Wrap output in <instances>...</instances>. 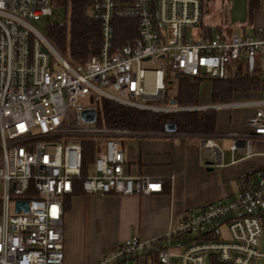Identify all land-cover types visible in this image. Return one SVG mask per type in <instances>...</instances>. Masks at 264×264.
<instances>
[{"label":"built area","instance_id":"2783aa9c","mask_svg":"<svg viewBox=\"0 0 264 264\" xmlns=\"http://www.w3.org/2000/svg\"><path fill=\"white\" fill-rule=\"evenodd\" d=\"M57 2L0 0V264H64V199L77 185L88 195L162 192L160 181L126 171L116 137L128 131L98 128L97 118L83 120L89 109L98 117L101 100L167 113L254 108L246 134L231 150L243 142L251 156L252 139L264 138V91L254 99L208 106L154 104L164 97L168 70L228 80L243 63L249 74L261 70L264 80L263 27L252 34H210L205 0H127L121 13L138 21L139 37L114 49L117 2L93 0L101 50L74 65L33 24H67L68 9L61 22L63 6ZM91 136L104 140L84 175L82 142ZM205 145L221 158L211 141ZM19 202H27L28 211H17ZM148 254L156 255L157 264H264V166L231 197L203 205L159 236H133L87 264H128Z\"/></svg>","mask_w":264,"mask_h":264},{"label":"crops","instance_id":"0c3cea01","mask_svg":"<svg viewBox=\"0 0 264 264\" xmlns=\"http://www.w3.org/2000/svg\"><path fill=\"white\" fill-rule=\"evenodd\" d=\"M220 7L224 6L220 4ZM208 13L206 10L209 19ZM220 20L217 31L225 26L246 28L250 23L225 24L224 14ZM254 20L259 23L257 28H264L262 14ZM204 27L210 34L214 33L212 26ZM207 89L204 103L199 96V106L212 105V83ZM258 94L237 93L232 100H250ZM253 112L254 108L216 110V131L207 137L165 132H129L116 137L125 151L126 171L160 181L163 191L150 195H88L76 186L74 194L64 199V264L97 263L104 254L133 236L140 239L159 236L176 226L188 212L231 197L251 182L252 177L243 183L240 180L264 166V138L252 139L251 156L246 154L243 142L237 151H232L231 146L246 134V120ZM206 140L222 151L219 160L216 150L205 145ZM128 264L156 263L148 254Z\"/></svg>","mask_w":264,"mask_h":264},{"label":"trees","instance_id":"16d2710c","mask_svg":"<svg viewBox=\"0 0 264 264\" xmlns=\"http://www.w3.org/2000/svg\"><path fill=\"white\" fill-rule=\"evenodd\" d=\"M115 1L118 9L114 17V49L133 43L139 37L138 21L121 13V7L127 0ZM61 3L68 9L69 22L50 23L46 36L54 48L72 64H85L90 58L99 55L102 46L101 21L91 12L93 0H61ZM261 3L262 0H247V20L251 18L254 10L260 8ZM206 80L212 83V104L229 102L237 93L264 91L261 70L249 74L243 63L237 66L234 77L228 80L191 77L168 70L165 76L164 97L159 102L163 106H169L174 100L175 106L180 108L198 106L200 84ZM170 122L176 124V133L207 137L216 131L217 113L216 110L176 113L143 111L104 99L98 106L96 127L125 130L131 133H164L166 124ZM82 147L83 174L87 175L90 170L89 164L94 163L102 146L94 140L85 139ZM254 176L255 173L240 181L246 182L248 178ZM77 186L80 188L79 185ZM166 190L167 187L164 191ZM153 261L156 263L157 258L153 257Z\"/></svg>","mask_w":264,"mask_h":264},{"label":"rangeland","instance_id":"374dc122","mask_svg":"<svg viewBox=\"0 0 264 264\" xmlns=\"http://www.w3.org/2000/svg\"><path fill=\"white\" fill-rule=\"evenodd\" d=\"M220 4H222L224 7L222 9V7H220ZM57 5H62L61 3V0H58L57 2ZM63 6V5H62ZM229 0H210V2L206 3V0H205V11L207 10L209 13H208V16H209V19L208 17L205 18V25H208V26H212V31L216 32L217 31V26L220 25V22H221V16H223V14H225V7H229ZM65 8L62 7L61 10H59V18L61 22H65L66 20V12L63 10ZM257 10H254L252 13H251V18H249L248 22L250 21V25L248 24L246 28H241V27H231V26H225L224 29H220L222 31H226L227 33H237V34H252L254 33V28H257L259 25L258 22H256L255 17L258 15V14H262V17L264 19V0H262V5L259 9V12L258 14L255 13ZM255 14V16H254ZM254 20V21H253ZM51 22H53V19H51ZM33 24L42 32L44 33L45 35L47 34V28H48V24L49 22L46 21V20H36V21H33ZM149 66H152L154 67L155 64L152 62L149 64ZM210 81H204L201 86H200V98H201V103H204V98H206L207 94H208V87L210 85ZM235 101H237L238 99H234ZM83 103H86L87 100H82ZM154 104H156L157 106H160V107H167V106H163L160 104L159 101H156L154 102ZM162 113V112H161ZM163 113H167V112H163ZM170 113V112H168ZM175 113V112H174ZM127 138V137H126ZM85 139H88V140H94L96 141L97 143L99 144H102L103 143V140H104V137L102 136H91L90 138H84ZM90 166V169L93 165V163H90L89 164ZM225 199V198H224ZM200 209V208H198ZM196 209V210H198ZM194 210V211H196ZM191 212H188L187 214H189ZM186 214V215H187ZM157 264V262H156Z\"/></svg>","mask_w":264,"mask_h":264},{"label":"water","instance_id":"95a60500","mask_svg":"<svg viewBox=\"0 0 264 264\" xmlns=\"http://www.w3.org/2000/svg\"><path fill=\"white\" fill-rule=\"evenodd\" d=\"M230 8L226 7L224 19L225 24L237 25V24H245L248 19L247 12V0H229ZM146 60H149L147 58ZM170 105L175 106L176 102L171 101ZM83 120L87 123H94L97 118V113L94 109L85 110L82 113ZM177 126L174 122H170L165 126V133L172 134L176 133ZM28 211V203L27 202H19L17 204V211ZM261 264V263H260Z\"/></svg>","mask_w":264,"mask_h":264},{"label":"flooded vegetation","instance_id":"af4514ba","mask_svg":"<svg viewBox=\"0 0 264 264\" xmlns=\"http://www.w3.org/2000/svg\"><path fill=\"white\" fill-rule=\"evenodd\" d=\"M225 20V19H224Z\"/></svg>","mask_w":264,"mask_h":264}]
</instances>
